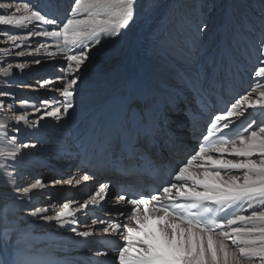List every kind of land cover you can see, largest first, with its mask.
<instances>
[{"label":"snow or ice","instance_id":"1","mask_svg":"<svg viewBox=\"0 0 264 264\" xmlns=\"http://www.w3.org/2000/svg\"><path fill=\"white\" fill-rule=\"evenodd\" d=\"M135 4L136 0H73V7L62 23L60 31L34 32L27 29V36H9L13 41L22 42L33 35L56 39L57 51L64 53L67 68L71 70L67 74L66 83L65 76L57 78L61 81V86L57 90L64 97V100L59 102L60 106L47 110L49 101H41L45 105V110L32 127H38L44 118L62 120L69 114V110L75 107L73 99L80 82L79 72L89 59L90 45L84 42L94 40L99 44L102 36H119L120 30L126 28L132 21ZM11 7V4L0 3L2 10ZM15 12H21V9L16 8ZM77 16L85 18H76ZM33 21L57 24L55 18L42 14L39 8L31 4V0L23 4V14H0V25L26 28V25ZM206 28L207 25L204 24L199 30L204 31ZM3 31L7 30L0 29V32ZM77 45H83L78 52L65 53L66 48L72 50ZM258 46V62L262 66L256 71L259 77L264 78V32L261 33ZM35 63L38 64L40 61L36 60ZM16 67L23 68V65L18 64ZM10 68L11 65L0 69V72L8 75ZM49 83L44 81L41 86ZM205 87L211 88L212 85L201 86ZM8 95L11 94L0 91V96ZM22 104L25 105L24 114L16 116L14 121L0 122V133L11 147V150L0 147V162H3V174L10 179L13 173L8 169H15L21 153L16 147L17 137L15 135L9 137L8 133L21 122L24 125L29 124L26 111L28 102L22 101ZM3 106V101H0V108ZM257 106L264 109V91L260 92L256 101L250 100L247 94L240 96L224 112L216 115L207 134L203 136V143L198 151L178 165L170 174V181L161 186L155 196L117 197V203L125 202L132 206L127 210V214L117 213L127 222L123 225L120 222H111L109 227L103 228L102 231L108 233L111 228L123 236L124 244L117 250L119 264H253L257 260L259 264H264V210H253L250 215L228 214L230 210L244 204L251 207L258 200L264 201V126L253 130L255 121H252L239 134L229 135L225 131L230 130L231 117L242 116L247 109ZM33 108L35 112H41L39 107L33 105ZM157 122V114L142 112L140 122L135 127L125 126L120 133L124 138V149L134 155H140L138 149L141 147V140H148ZM15 130L19 132L20 129L16 127ZM22 146L35 147L34 144ZM228 155L235 159L225 158ZM194 162H199L196 167L202 169V174L200 172L194 174L191 171ZM234 171L242 172V179L239 175L231 174ZM89 178L87 174L82 177L84 181ZM67 183L72 184L73 181L70 179ZM75 183L79 184L80 180H76ZM42 187V181L36 180L35 183L23 187L22 192L27 196L33 190ZM106 187L101 184L99 191L80 204L77 211L87 210L90 205L95 207L97 197L105 193ZM17 191H20L19 186ZM47 212V208H38L30 215L37 216L39 213ZM220 212L224 214L218 215ZM74 216L75 212L71 210L70 203L65 202L62 210L56 212L54 216L44 215L41 218L47 221L55 220L63 225L75 223L74 219H68ZM153 219L156 221L155 226L150 224ZM97 222L105 223L103 220H94L93 224ZM122 227L121 233L119 230ZM71 231L81 238H88L91 235L90 231L77 232L75 227ZM229 240L231 244L228 243ZM11 264H20V261L13 259Z\"/></svg>","mask_w":264,"mask_h":264},{"label":"bare ground","instance_id":"2","mask_svg":"<svg viewBox=\"0 0 264 264\" xmlns=\"http://www.w3.org/2000/svg\"><path fill=\"white\" fill-rule=\"evenodd\" d=\"M22 1L23 3L29 2V0H25V1L22 0ZM205 2L207 1L206 0H136L134 17L126 28L120 30L119 36L116 37H110L107 35L102 36L100 38L99 44H96L94 40L86 42V44L88 45L92 44V46L90 47L91 48L94 47L93 51H97V53L99 52L101 53L105 51L104 53L105 56H103V58L99 60H96L95 63L90 65L91 66L90 73L83 74L79 72L80 82L78 88L76 89L77 94L74 96L73 99V103L75 107L69 110V114L66 117L71 116L84 120L85 118L83 116V113L91 109V107H93L94 109H97V107H101V109L100 110L98 109L96 112L101 111L102 108L107 104L112 93L118 94L121 92V90L124 88V83H127L128 88L139 89V90L142 87H150L152 85H156L163 93L165 94L168 93V95H170V91H166V89H163V87H168L169 85H175V86L182 85L183 80L180 77V74L178 72H175V70L173 71L171 65H169L165 59H162L161 54L159 53L161 52L160 50H165L166 44H168V40L166 39V37L169 35V32H174L176 34V37L173 36L174 38L183 35L182 39L189 41L192 48L194 47L197 48L198 46L199 50L196 52V54L204 53L203 55L207 56L208 54H210L209 51H206L204 49L201 51V48H203L205 45L204 43H206L205 41H208L207 37H209L210 34L214 35V30L215 31L218 30L222 35L223 30H225L224 29L225 20H228V22L230 21L229 23H231V21L233 22L239 21L242 23V19H244V18L241 19L243 13L245 12V11L243 12V9H241L237 5H236L237 7L234 8L233 6L234 4L232 5L230 4L231 0H222L221 2H219V4L216 3L217 10L222 12L220 16H218L220 18L222 17V21L218 22L217 25H213L211 24V19H208L209 21L208 22L206 21L207 22L206 25L209 29H213V30L206 31L205 39L198 42V36H197L198 34L192 28L196 27L198 30L197 32H200L199 29L201 27L200 25H198L195 19H198V21L204 19L202 16V12H204L206 10V7H208L205 6ZM70 3L71 6L69 5ZM151 4L153 6H150ZM44 5L49 7L50 5H53L54 9L57 10L61 9L62 5H65L67 7H70L71 10V8L73 7V0H55L53 1L52 4H50L49 0H47V2H45ZM203 6H205V9H203L204 8ZM12 8L14 7L12 6L10 10ZM16 8L21 9V12L13 11L12 14H14V12L17 15L23 14V6H16ZM0 10L2 11V13L4 12L7 13L9 9L7 11L2 9ZM239 10H242L241 15L238 14ZM171 17L177 20V23L174 22L173 26L170 25ZM76 18L79 17L77 16ZM223 19L225 20L223 21ZM33 22H37V21H33ZM30 24H27L26 26L29 28ZM43 26H46L47 28L46 31L56 30L55 25H49L43 23ZM203 32H205V30ZM214 40H216V42L214 43L211 41L212 46L216 44L218 45V49H219L220 46L225 45L227 46L228 51L232 54L234 53V51L237 53L238 50L240 49V48L234 49L233 47H231L230 44L222 43L220 37L214 38ZM32 41L33 40L31 39L30 42L27 43V45L30 46V48L27 51L23 49L24 44L17 45V44H13L11 41L9 42V45L11 47L8 48V55L9 57L14 59L9 61L11 68L9 70L8 75H4L2 72H0V85L4 84L6 88V85L9 84L8 86L9 88H13L16 86L17 88L14 89L13 91L14 95L0 96V101H3L4 104V106L0 108V122L15 120L14 115L11 113L12 108L13 111L17 109L20 112L22 111V113L24 114L25 105L22 104V100L23 101L33 100L38 102L41 96H42L41 98L44 99L45 97H47L48 99L52 97L56 98V103L62 102L64 100V97L62 96L61 92L57 90L61 86V81L57 79L58 76L52 78L51 73L48 74L49 71H47L46 69L49 68V69L57 70L58 69L57 66L60 65L59 55L62 54L63 56H65L64 53H59L57 50L50 51V49L48 50L47 48L43 51L39 49L31 50V46L32 45L35 46V43H31ZM229 42L230 39L228 43ZM238 43L241 42L238 41ZM246 47L249 49V45L246 46V44L242 45L241 48L245 49ZM20 52H23L24 54L18 55V53ZM49 53H53V55H49ZM65 53L67 52L65 51ZM89 53H91V51H89ZM178 54L179 52L176 50L175 52L170 51L169 56L171 57L172 61L179 60L182 62L179 64L188 72L187 73L184 70V72H186L188 77L194 76V78H196L197 71L192 69V67L189 64V61L190 60L193 61L194 58L189 57L190 53L188 51V48H187V54H189L188 56H185L182 53L180 55ZM142 56H145L146 59L140 61L139 58H141ZM24 57H35V59L37 60L41 59V60H39L40 63L37 64L35 62H30L29 60H25ZM91 59L92 58L89 57L88 60L90 61ZM14 60H18V62ZM212 61L213 60H210L211 64ZM18 64H22L23 68L16 67V65ZM214 65H216V63ZM33 66L35 67L31 69ZM90 66L89 67L87 66V69H89ZM97 68H102L104 72L102 73L100 70L98 71L94 70ZM0 69H3V67H0ZM81 69L83 68L81 67ZM66 71L67 73H63L62 76L67 77V74L69 73L67 68ZM44 73L47 77L44 79V81H50V83L45 86H41V84L38 85V83H42L40 82L42 80H40L39 78L42 77V74ZM157 73H159L160 75H158ZM34 74H36L37 76L31 82L33 86L24 84V82H22L21 79H25L26 77ZM89 76H91L90 79L87 78ZM222 76H224V74H221L220 77ZM216 78L218 77L216 76ZM211 79L213 80L215 78L211 77ZM65 81L67 82V80ZM13 82L17 83L16 86L12 85ZM255 83L256 82L254 81V84ZM35 85H37L38 89L35 87ZM100 95L102 96L103 99L100 98ZM15 96L22 97V100L19 101L18 105L12 108L5 107L6 101L10 98H14ZM258 99L259 98H254V99L250 98V100L253 101H256ZM40 104L42 103L40 102ZM33 105L38 107V105L34 103L28 104L26 107L28 118L30 114L33 113V112H29L30 110H34ZM175 112L176 111L172 112L171 114ZM65 120H66L65 117L59 121L51 118L48 121H40L38 127H32V124L35 122V119L34 120L29 119L28 125H24L21 122V124L16 125V127L26 130V133L30 132L31 135H37V137L38 135H42L43 138L46 136L45 134H49V133L59 134V131H61V129H63L62 130L63 132L67 130L66 127L67 123L65 122ZM176 123L175 124L172 123L171 126H166L167 129L170 130L171 132L177 131L175 129L177 127ZM30 129H34V130H30ZM185 132L186 131L184 130L183 133ZM3 139H4L3 135L0 134V147H5L6 150H11L9 145L4 144L5 140ZM50 147L51 146H49V148ZM60 147L56 146L55 149H61ZM52 150L53 152L55 151L56 153V150H54V148H52ZM53 152L51 151L50 154H52ZM20 153L21 154L19 155L16 162L18 163L19 166H15V169H8L9 172L13 173L11 179L3 174V162H0V262H3V264H10L9 259L11 255L14 254L15 252L40 254L45 256H58L69 253L68 252L69 247L60 244L56 240L57 235L64 234L63 232L65 229L63 227L58 228L59 225H61V223L57 221L54 223H50V221L41 218L46 214H48L49 216H54L55 214L50 215L52 214V212L48 210L47 213H39L37 216H32L30 215L32 211L27 212V211H22L21 209L23 206L27 204L36 202L37 199L43 201L45 205L47 204L46 207L44 206V208H47L48 204H51L50 206L54 207V205L56 204L55 202L56 199L54 195L56 193L59 196L60 194H65L66 197H68L66 199V202L70 203V208L76 209L79 207L80 204L88 200L87 198H84L86 195L85 190L87 188L90 189L95 188V184L99 183L97 181H94L92 178H89V180L87 181L81 180V183L76 184L75 181L80 180L79 179L81 177L80 173L75 175L74 179L76 180L71 179L73 181L72 184L67 183V181L70 179H64V178L60 179V176H57L58 178L49 181L47 183L42 181L43 184L42 188L33 190L31 193L25 196L21 189L20 191H17V186H19L21 181L23 180L21 179L16 180L14 174L15 173L18 174L23 171L27 172L24 167L25 165H27L28 167L30 166L34 167L35 165L38 164L42 165L44 163L39 162L36 159L35 157L36 155H34L33 151H27L25 154L24 151H21ZM27 156H30V158H27ZM63 162H65L64 164L65 166L72 164L67 159L59 160V163H63ZM58 165L61 166L60 164ZM50 167L52 169V166ZM45 168L46 167H39L37 169V172L39 173L40 171H43L44 173L49 172L50 169L47 170ZM52 175L55 176L56 174H52ZM60 175H64V173ZM242 176H240L241 179ZM60 181H64V182H60ZM68 192H71L72 195H69ZM20 201L23 202L22 206L19 205ZM51 237H55V239L54 238L52 239ZM10 239L12 240L10 241Z\"/></svg>","mask_w":264,"mask_h":264},{"label":"rangeland","instance_id":"3","mask_svg":"<svg viewBox=\"0 0 264 264\" xmlns=\"http://www.w3.org/2000/svg\"><path fill=\"white\" fill-rule=\"evenodd\" d=\"M25 1V0H24ZM207 2H205V6H208V7H206V10L204 11V12H202V16H203V18L205 19H203V20H199L198 21V19H195V21L198 23V25H200V27H202V25H204V24H207V22L209 21L208 19H211V24H213V25H217V23L218 22H221L222 21V17L220 18V17H218V16H220V14L222 13L221 11H219V10H217V4L216 3H218L219 4V2H221L222 0H206ZM39 2H40V0H35V1H31V4L32 5H35L37 8H39ZM0 3H2V4H11L14 8H12L11 10L9 9L8 11H7V13H5L4 11V13H2V11L0 10V14H9V15H12V12L13 11H15V9H16V6H23V1L22 0H0ZM16 4V5H15ZM214 4V5H213ZM231 5L232 4H234L233 6H234V8H236L237 6H239L241 9H243V16L241 17V19L242 18H244V19H242V23L241 22H233V21H231V23H229L228 22V20H225V19H223V21L225 20V27H224V29L225 30H223V33H222V35L220 34V32L218 31V30H214V35L213 34H210L209 35V37H207V40L208 41H205L206 43H204L205 45H204V48H205V50L206 51H212V54H215L216 53V50L218 49V45H216V44H214L213 46H212V43H211V41L212 42H216V40H214V38H218V37H220V39H221V42L222 43H224V44H230L231 45V47H233L234 49H237V48H241L242 47V45H244V44H246V46H251V47H253V48H251V49H249V50H252V49H254V50H256L255 52H256V54L257 55H259V52H258V41H259V38H260V36H261V33L262 32H264V0H231V3H230ZM15 5V6H14ZM156 5V4H155ZM237 5V6H236ZM150 6H153L152 4L150 5ZM205 6H203L204 8L203 9H205ZM214 8V9H213ZM232 8V7H231ZM39 10H40V8H39ZM202 10V9H201ZM41 11V10H40ZM242 10H239V13L238 14H240L241 15V12ZM220 12V13H219ZM42 13V12H41ZM14 14L15 15H17L15 12H14ZM239 16V15H238ZM79 18H85V17H83V16H78ZM219 18V19H218ZM194 19V18H193ZM173 20V21H172ZM236 20H237V18H236ZM239 20V19H238ZM207 21V22H206ZM213 21V22H212ZM174 22L175 23H177V20L176 19H174L173 17H171V21H170V25H172L173 26V24H174ZM202 24V25H201ZM227 25V26H226ZM242 25V26H241ZM253 25V26H252ZM246 28H245V27ZM45 27V28H44ZM233 27V28H232ZM240 27V28H239ZM252 27V28H251ZM254 27H256V28H254ZM55 28H56V30L57 31H60L61 30V26H59L58 24H56L55 25ZM235 28H236V30H235ZM0 29H5V30H7V31H3V32H0V67H3V68H7V66H9L10 64H9V61L10 60H12V59H14V58H11V57H9V55H8V48L9 47H11L10 45H9V42L11 41L13 44H17V45H22V44H24L23 45V49L24 50H28L29 48H30V46H28L27 45V43H29L30 42V40L32 39L33 41L31 42V43H35V46H31V50H33V49H39V50H45L46 48L49 50L50 49V51L51 50H53V51H55V50H57V47H56V45H57V43H58V41L56 40V39H54V38H50V37H40V36H35V35H33V36H31L28 40H26V41H19V40H17V41H13V40H11V39H9V36L10 35H21V36H27V34H28V32H27V29H30V30H32V31H34V32H38V31H46V26H43V23L42 22H39V21H37V22H32V24H30V26H29V28L26 26V28L24 29V28H21L20 26H11V25H0ZM198 35V42L199 41H202V40H204L205 39V33H206V31H208V30H213V29H209L208 27L206 28V30H205V32H203V31H200V32H197L198 30H197V28L196 27H193L192 28ZM227 29V30H226ZM255 29V30H254ZM259 29V30H258ZM171 31V30H170ZM243 31V32H242ZM217 32V33H216ZM236 33V34H235ZM256 33V34H255ZM218 35V36H217ZM176 37V34L174 33V32H169V35L166 37V39L168 40V44H166V48H165V50H160L161 52H159L160 54H161V57H162V59H165L166 60V62L169 64V65H171V67H172V69H173V71L175 70V72H177V69L179 68V69H182L183 71L185 70L182 66H180V64L179 63H182L181 61H179V60H176V61H172L171 60V57L169 56L170 55V51L171 52H175V50L176 51H178L179 52V54L178 55H180L181 53L182 54H184L185 56H188L189 54H187V48H188V51H189V53H190V55H189V57L190 58H196L195 60L193 59V61H189V64H190V66L192 67V69H194V70H196L195 68V65H196V63H197V60H199L202 56H203V54L204 53H202L200 56L198 55V54H196V52L199 50V49H197L195 52L194 51H192V50H190L189 49V46H188V41H186L185 39H182V37H183V35H180V36H178L177 38H174V37ZM217 36V37H216ZM226 37V38H225ZM254 37V38H253ZM181 38V39H180ZM213 38V39H212ZM245 38H246V40H245ZM229 39H230V42L228 43V41H229ZM238 39V40H237ZM175 40V41H174ZM186 42H185V41ZM226 40V41H225ZM236 40H237V42H236ZM218 41V40H217ZM235 41V42H234ZM238 41L239 42H241V43H238ZM247 41V42H246ZM253 41V42H252ZM181 42V43H180ZM244 42V43H243ZM250 42H251V44H250ZM52 43V44H51ZM162 43V42H161ZM211 43V44H210ZM187 46H186V45ZM208 46H207V45ZM41 45H43V47H41ZM161 45V44H160ZM238 45V46H237ZM240 45V46H239ZM46 46H48V47H46ZM90 46H92V44H90ZM216 46V47H215ZM52 47V48H51ZM21 48H22V46H21ZM41 48V49H40ZM178 48V49H177ZM197 48H198V46H197ZM93 49H94V47L93 48H91L90 47V51H91V53H89L88 54V56L89 57H91L92 59L89 61V60H87L86 62H85V64L84 65H82V68L83 69H81V73H83V74H88V73H90V69H91V64H93V63H95L96 62V60H99V59H101V58H103V56H105V51L104 52H99V53H97V51H93ZM143 49V48H142ZM172 49V50H171ZM65 51L68 53V54H74L73 52H70L71 50H69V49H65ZM17 52H19V51H17ZM195 54V55H194ZM193 56V57H192ZM168 57V58H167ZM25 58V60H29L30 62H35L37 59H35V57H24ZM59 58H60V65L59 66H57L58 67V69L57 70H55V69H49V68H46L47 69V71H49V72H51V77L53 78V77H60V76H62L63 75V73H67V71H66V68H67V61H66V57L65 56H63L62 54H60L59 55ZM146 59V57L145 56H142L141 58H139V60L140 61H142V60H145ZM39 60H41V59H39ZM42 60H45V59H42ZM14 61H16V62H18V60H14ZM192 64V65H191ZM132 65V64H131ZM35 66H36V64H35ZM35 66H33L31 69H33ZM87 66L89 67L90 66V68L89 69H87ZM259 66H262V65H260L259 64V62L257 63V65H255L253 68H254V70L252 71V76H253V78L255 79V84H254V79H253V83L251 84V86H250V88L245 92V94H247V95H249V98H259V94H260V92H262V91H264V78H260L259 76H258V74H257V71H256V69L259 67ZM257 67V68H256ZM73 68H74V64H73ZM67 70L70 72V69H68L67 68ZM93 70V69H92ZM94 70H96V71H98V70H100L102 73L104 72L103 70H102V68H97V69H94ZM186 71V70H185ZM187 72V71H186ZM62 73V74H61ZM188 73V72H187ZM255 73V74H254ZM49 74V73H48ZM158 75H160L159 73H157ZM55 75V76H54ZM34 76V77H33ZM37 75L36 74H34V75H30V76H28V77H26L25 79H21L22 80V82H24V84H27V85H30V86H33V84L31 83L32 82V80H34L35 79V77H36ZM39 76H41V75H39ZM57 77V78H58ZM90 77L91 76H89V77H87V78H89L90 79ZM45 78H47L46 77V75H45V73L44 74H42V77H40L39 79L40 80H42V81H40V82H43L44 81V79ZM93 78V77H92ZM257 78V79H256ZM263 79V80H262ZM65 80H67V77H66V79ZM262 80V81H261ZM50 82V81H49ZM65 83H66V81H65ZM11 84V83H10ZM16 82H13V84L12 85H15L16 86ZM41 83H38V85H40ZM259 85V86H258ZM9 86V84H7L6 85V88H5V86H4V84H1L0 85V91H3V92H7V93H10L11 95H14V93H13V91H14V89H16L17 88V86L16 87H13V88H9L8 87ZM7 87H8V89H7ZM35 87L38 89V87H37V85H35ZM256 88V89H255ZM259 89H260V91H259ZM254 92V93H253ZM58 93V92H57ZM244 94V95H245ZM18 96V95H17ZM243 96V95H242ZM42 97V96H41ZM39 98V101L38 102H36V101H30V100H25V101H27L28 102V104H36V105H38V107L41 109V112H35L34 110H30L29 112H33L32 114H30V116H29V118L28 119H35V121L37 120V118L42 114V112L45 110V105H43V104H40V102L41 101H44V100H47V101H49V103L51 104H48L47 105V110H51L53 107H57V106H60L59 105V102L58 103H56V98H50V99H48L47 97H45V99L44 98ZM21 98V99H20ZM47 98V99H46ZM100 98L101 99H103L102 98V96L100 95ZM24 99V98H23ZM42 99V100H41ZM20 100H22V97L21 96H19V97H14V98H10V99H8L7 101H6V105H5V107H14V106H16V105H18V103H19V101ZM23 101V100H22ZM15 102H17V103H15ZM30 102V103H29ZM8 103V104H7ZM10 104V105H9ZM13 109V108H12ZM11 109V113L14 115V118L16 117V115L18 116V115H21V113H22V111L20 112L19 110H12ZM23 114V113H22ZM49 119H51V118H44L42 121H48ZM15 128H16V126L15 127H13L10 131H9V133H8V136L9 137H11L12 135H15L16 137H17V140H18V143L17 144H19V145H16V147L17 148H19L20 149V152L21 151H24V154L27 152V151H33V153H34V155H36L35 157H36V159L39 161V162H43L44 164H38V165H35L34 167L33 166H30V167H28L27 165H25L24 167H25V170L27 171V172H21V173H15L14 175H15V177H16V180H23V181H21V183H20V185H19V188L22 190V188L23 187H27V186H29L30 184H32V183H35L36 182V180H41V181H43V182H45V183H47V182H49V181H52V180H54V179H56V178H58L57 176H60V179H72V180H76V179H74V176H72V170L71 171H68L67 172V167L64 165L65 164V162H63V163H59V160H61V159H58V160H56V164L58 165V164H60L61 166H59L60 168H63L64 170H65V172H64V175H55V176H53L52 174H54V173H52V171H51V165L50 164H48V161L49 160H51L53 157H54V152L52 153V154H50L51 153V150L50 149H48L49 148V146H52L53 145V143H52V139L51 138H49V135H44L45 137H43V138H45L46 140H44V139H40L39 137H37V135H31L30 134V132H28V133H26V130H24V129H21V128H19L20 130H19V132H17L16 130H15ZM30 130H34V129H30ZM1 135H3L2 133H0ZM4 140V139H3ZM4 144H7L6 142L4 143ZM35 145V147H31V146H29V147H23L22 145ZM41 144V145H40ZM8 145V144H7ZM47 147V148H46ZM45 148V149H44ZM51 148V147H50ZM10 149H11V147H10ZM44 149V150H43ZM47 149H48V153L46 152L47 151ZM43 152V153H42ZM22 158H23V156H22ZM27 158H30V156H27ZM254 159H256V158H254ZM259 159V158H258ZM16 166H19L18 165V163H16ZM39 167H46L45 169H50L49 170V172H50V174H49V172H47V173H43V171L41 172L40 171V173L39 172H37V169L39 168ZM31 172V173H30ZM243 173H239V174H237V175H239V176H241ZM83 175H85V174H81V177L79 178L80 179V183H81V180H83L82 179V177H83ZM23 177V178H22ZM28 177V178H27ZM28 179V180H27ZM24 180H26V181H24ZM30 180H31V182H30ZM25 183V184H24ZM54 197H55V199H56V204L54 205V207L52 206H50L51 204H48V210L50 211V212H52V214H50V215H54L56 212H58V211H60L61 209H62V206H63V204L66 202V196H65V194H60V196L59 195H57V193L54 195ZM16 198H19V197H16ZM29 202V201H28ZM22 204H23V202L22 201H20L19 202V205L20 206H22ZM29 205V206H28ZM41 205V206H40ZM43 205V206H42ZM47 205V204H46ZM46 205L44 204V202L43 201H41V200H39V199H37L36 200V202H34V203H31V204H27V205H25V206H23L22 207V211H27V212H31V211H33V210H35V209H38V208H41V207H43L44 208V206L46 207ZM27 207V208H26ZM31 207V208H30ZM30 208V209H29ZM55 210H56V212H55ZM262 210H264V208L262 209ZM55 212V213H54ZM28 214V213H27ZM27 214H25V215H27ZM46 215H48V214H46ZM55 221H50V223H54ZM38 225V224H37ZM12 239H10V241H11ZM253 264H259V261L257 260V261H254L253 262Z\"/></svg>","mask_w":264,"mask_h":264}]
</instances>
